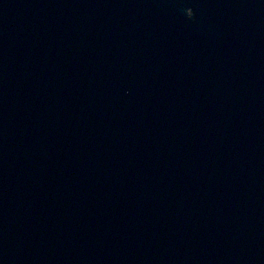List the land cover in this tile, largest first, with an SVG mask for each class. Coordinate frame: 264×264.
Segmentation results:
<instances>
[{"label":"water","instance_id":"95a60500","mask_svg":"<svg viewBox=\"0 0 264 264\" xmlns=\"http://www.w3.org/2000/svg\"><path fill=\"white\" fill-rule=\"evenodd\" d=\"M0 264H264V0H0Z\"/></svg>","mask_w":264,"mask_h":264}]
</instances>
